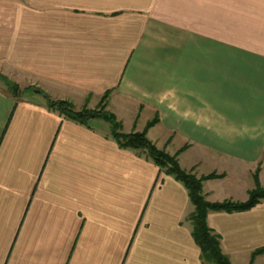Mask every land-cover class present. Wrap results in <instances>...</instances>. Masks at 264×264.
Wrapping results in <instances>:
<instances>
[{
    "label": "crops",
    "instance_id": "obj_1",
    "mask_svg": "<svg viewBox=\"0 0 264 264\" xmlns=\"http://www.w3.org/2000/svg\"><path fill=\"white\" fill-rule=\"evenodd\" d=\"M0 264H211L192 237L182 182L121 147L146 130L202 182L208 201L264 186V0H0ZM30 87V88H27ZM231 264L264 246V201L210 212ZM250 264H264V254Z\"/></svg>",
    "mask_w": 264,
    "mask_h": 264
},
{
    "label": "trees",
    "instance_id": "obj_2",
    "mask_svg": "<svg viewBox=\"0 0 264 264\" xmlns=\"http://www.w3.org/2000/svg\"><path fill=\"white\" fill-rule=\"evenodd\" d=\"M4 81L7 92L13 96H19L22 92L19 85L11 83L6 77L0 75ZM30 88V87H27ZM108 93H104L99 100L97 109L82 108L76 110L73 105L66 100H53L47 98V105L56 110L65 118L85 123L88 119L101 117L110 124L111 135L121 147H130L144 151L153 162L164 169L168 174L173 175L177 180L183 183L187 189L189 199L193 205V211L189 216L191 223V234L201 251L202 262L211 264H231L228 257L222 252L220 246V236L207 224V215L210 212H241L249 210L257 203L264 201V186L258 179L257 167L253 173L254 186L247 192V198L243 201H233L225 199L222 201H208L202 190V182L207 179L222 178L224 173H210L205 176L197 177L190 171L182 169L177 160V155L182 152L185 146H182L175 154L170 155L164 150L158 149L146 136V130L156 124L157 117H154L146 123L144 130L123 133L121 123L116 120L112 113L105 111L107 105ZM264 254V246L255 249L250 257V262L257 256ZM249 262V264H250Z\"/></svg>",
    "mask_w": 264,
    "mask_h": 264
},
{
    "label": "rangeland",
    "instance_id": "obj_3",
    "mask_svg": "<svg viewBox=\"0 0 264 264\" xmlns=\"http://www.w3.org/2000/svg\"><path fill=\"white\" fill-rule=\"evenodd\" d=\"M0 75H2V76H4V77H6L11 83H15V75H11V76H9L8 74H7V72H5V73H3L2 71H0ZM15 84H17V83H15ZM18 85V84H17ZM98 105H99V101H98V103H97V105H96V107L94 108V109H97V107H98ZM88 109V108H87ZM106 121V120H105ZM107 122V121H106Z\"/></svg>",
    "mask_w": 264,
    "mask_h": 264
}]
</instances>
